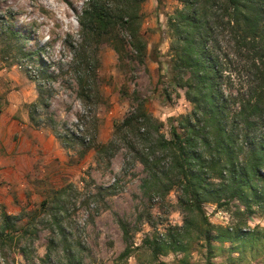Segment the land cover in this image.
<instances>
[{"label":"rangeland","instance_id":"374dc122","mask_svg":"<svg viewBox=\"0 0 264 264\" xmlns=\"http://www.w3.org/2000/svg\"><path fill=\"white\" fill-rule=\"evenodd\" d=\"M85 2L0 0V229L1 210L16 229L33 216L28 235L0 250V264H264V234L244 244L214 240L212 257L202 235L204 218L241 233L264 230V201L250 214L239 200L205 201L203 215L185 211L165 156L156 151L150 171L139 161L191 109L169 82L168 19L181 4L141 3L143 63L103 38L86 44L85 71L76 57ZM139 110L151 118L150 135L115 136V125Z\"/></svg>","mask_w":264,"mask_h":264},{"label":"trees","instance_id":"16d2710c","mask_svg":"<svg viewBox=\"0 0 264 264\" xmlns=\"http://www.w3.org/2000/svg\"><path fill=\"white\" fill-rule=\"evenodd\" d=\"M143 1L86 0L77 16L83 43L76 56L85 71L86 44L103 38L122 58L144 62L145 45L139 34ZM177 1L181 7L168 19L173 51L169 82L184 90L191 109L172 118L168 137L158 132L154 146L149 145L139 161L150 171L158 163L154 153L165 156L181 189L180 205L185 211L203 215L205 201L221 207L239 200L247 214L253 213L264 201V0ZM8 35L11 39L18 36L11 29ZM150 119L144 110L131 112L115 125V136L129 131L145 138L150 135ZM114 146L112 140L107 149ZM1 219L0 250L10 248L12 240L23 239L33 224L32 216L16 229L4 210ZM204 221L207 226L202 235L209 257L214 255V240L244 244L264 234L259 228L241 233L238 228L229 230ZM170 245L173 250L181 247L174 239Z\"/></svg>","mask_w":264,"mask_h":264},{"label":"crops","instance_id":"0c3cea01","mask_svg":"<svg viewBox=\"0 0 264 264\" xmlns=\"http://www.w3.org/2000/svg\"><path fill=\"white\" fill-rule=\"evenodd\" d=\"M0 123H1V121H0ZM6 128H7L8 132L13 131L14 123L13 122L9 123V125H7ZM23 158H24V156H23Z\"/></svg>","mask_w":264,"mask_h":264}]
</instances>
